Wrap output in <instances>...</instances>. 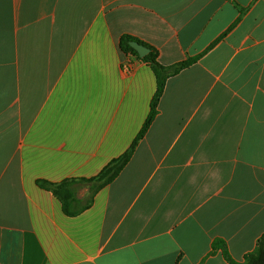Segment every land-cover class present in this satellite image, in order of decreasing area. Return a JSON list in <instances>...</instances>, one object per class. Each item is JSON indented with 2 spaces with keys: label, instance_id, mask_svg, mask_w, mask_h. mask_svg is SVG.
<instances>
[{
  "label": "crops",
  "instance_id": "obj_1",
  "mask_svg": "<svg viewBox=\"0 0 264 264\" xmlns=\"http://www.w3.org/2000/svg\"><path fill=\"white\" fill-rule=\"evenodd\" d=\"M123 35L200 59L104 186L157 91ZM263 235L264 0H0V264L242 263Z\"/></svg>",
  "mask_w": 264,
  "mask_h": 264
},
{
  "label": "trees",
  "instance_id": "obj_2",
  "mask_svg": "<svg viewBox=\"0 0 264 264\" xmlns=\"http://www.w3.org/2000/svg\"><path fill=\"white\" fill-rule=\"evenodd\" d=\"M131 42H138L140 44H143L148 47L151 52L146 57L141 59L138 53L131 47ZM119 45L121 51L124 54L135 55L136 57L140 58L143 62L151 66L152 70L156 75L157 91L152 100L150 115L131 148L119 158L112 160L96 178L89 180V182H100L104 186L113 182L120 175V173L131 160V157L133 156L139 141L144 138V136L150 129L152 123L158 115L159 103L163 96L168 80L178 75L182 70L190 67L200 59V56H198L194 58H189L172 66H165L160 63L159 52L156 48L149 44H146L145 42L133 36L123 35L120 39ZM74 183L75 180H66L60 184H50L48 182H41V185L42 187L51 190L54 195L58 197L63 203L66 213L71 214L69 212V205L74 200V195L70 189V186ZM219 251L222 252L224 258L230 264H264V235L258 240L254 251L247 254L245 256L244 262L242 263H238L232 258L228 250L227 244L224 240L215 239L212 243V250L202 260L200 264H204L209 257L216 255Z\"/></svg>",
  "mask_w": 264,
  "mask_h": 264
},
{
  "label": "water",
  "instance_id": "obj_3",
  "mask_svg": "<svg viewBox=\"0 0 264 264\" xmlns=\"http://www.w3.org/2000/svg\"><path fill=\"white\" fill-rule=\"evenodd\" d=\"M130 45L138 53L141 59L146 57L151 52L148 47L138 42H131Z\"/></svg>",
  "mask_w": 264,
  "mask_h": 264
}]
</instances>
